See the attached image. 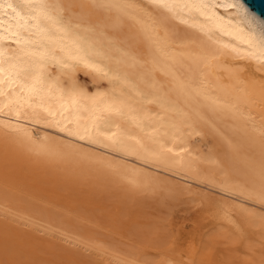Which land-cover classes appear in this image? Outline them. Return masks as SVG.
<instances>
[{"label":"bare ground","instance_id":"obj_1","mask_svg":"<svg viewBox=\"0 0 264 264\" xmlns=\"http://www.w3.org/2000/svg\"><path fill=\"white\" fill-rule=\"evenodd\" d=\"M207 134L222 155L195 150ZM0 144L5 165L121 185L125 201L200 198L224 223L219 243L264 264L247 252L264 254V20L242 0H0ZM3 188L0 216L145 264ZM198 252L149 260L195 264Z\"/></svg>","mask_w":264,"mask_h":264},{"label":"rangeland","instance_id":"obj_2","mask_svg":"<svg viewBox=\"0 0 264 264\" xmlns=\"http://www.w3.org/2000/svg\"><path fill=\"white\" fill-rule=\"evenodd\" d=\"M195 143L193 147L203 155L224 152L223 144L213 134H207ZM0 152V166L4 164L0 168V188L4 187L6 191L8 188V192L20 200L28 201L41 213L56 216L59 223L53 224L68 229V232L81 233L93 241L95 238L96 242L113 245L124 256H134L145 264H151L161 255H187L194 246L199 250L194 259L195 264H242L234 256L229 244L219 243L218 234L225 230H221L224 223L218 218L214 219L213 206L204 204L200 198L194 200L193 195L189 197L174 193V196L169 195L170 199L164 196L166 200L160 201L161 195L156 197L155 194L138 193L125 201L121 185L105 189L101 182L93 185L91 177L83 178L80 184H64L60 176L54 178L47 173L42 176L41 170L32 172L15 164L5 165L1 149ZM31 228L0 216V264H116L105 261L82 246H73L53 234L36 232ZM255 239L256 236H253L251 240ZM226 245L228 247H224ZM251 246L247 250L252 253L249 256L257 258L262 255L260 258L264 259V254L257 252L262 247L255 243ZM226 248L230 249L225 251ZM184 262L189 263L185 259Z\"/></svg>","mask_w":264,"mask_h":264},{"label":"water","instance_id":"obj_3","mask_svg":"<svg viewBox=\"0 0 264 264\" xmlns=\"http://www.w3.org/2000/svg\"><path fill=\"white\" fill-rule=\"evenodd\" d=\"M243 3L256 15L264 20V0H242Z\"/></svg>","mask_w":264,"mask_h":264}]
</instances>
